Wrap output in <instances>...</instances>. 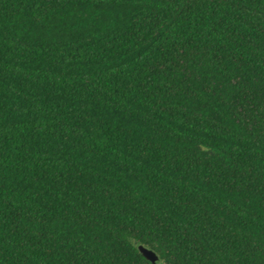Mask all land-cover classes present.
I'll list each match as a JSON object with an SVG mask.
<instances>
[{
	"label": "trees",
	"instance_id": "1",
	"mask_svg": "<svg viewBox=\"0 0 264 264\" xmlns=\"http://www.w3.org/2000/svg\"><path fill=\"white\" fill-rule=\"evenodd\" d=\"M0 264H264V0H0Z\"/></svg>",
	"mask_w": 264,
	"mask_h": 264
},
{
	"label": "water",
	"instance_id": "2",
	"mask_svg": "<svg viewBox=\"0 0 264 264\" xmlns=\"http://www.w3.org/2000/svg\"><path fill=\"white\" fill-rule=\"evenodd\" d=\"M139 249L150 261H152L154 263L159 261V256L157 255V253L153 249L148 248V247L143 246V245H140Z\"/></svg>",
	"mask_w": 264,
	"mask_h": 264
}]
</instances>
